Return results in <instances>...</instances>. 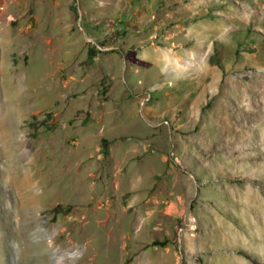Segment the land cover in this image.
<instances>
[{"label": "rangeland", "instance_id": "rangeland-1", "mask_svg": "<svg viewBox=\"0 0 264 264\" xmlns=\"http://www.w3.org/2000/svg\"><path fill=\"white\" fill-rule=\"evenodd\" d=\"M0 264H264V0H0Z\"/></svg>", "mask_w": 264, "mask_h": 264}, {"label": "built area", "instance_id": "built-area-1", "mask_svg": "<svg viewBox=\"0 0 264 264\" xmlns=\"http://www.w3.org/2000/svg\"><path fill=\"white\" fill-rule=\"evenodd\" d=\"M143 100H145V99H143Z\"/></svg>", "mask_w": 264, "mask_h": 264}]
</instances>
